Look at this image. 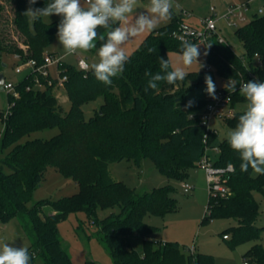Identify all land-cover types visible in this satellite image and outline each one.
Wrapping results in <instances>:
<instances>
[{"label":"trees","instance_id":"1","mask_svg":"<svg viewBox=\"0 0 264 264\" xmlns=\"http://www.w3.org/2000/svg\"><path fill=\"white\" fill-rule=\"evenodd\" d=\"M12 1L14 27L26 48L17 41H7L0 32V54L7 51L19 54L22 61L35 59L39 63L46 53L55 55L47 49L56 36L60 20L45 22L41 18L30 24L23 16L30 6L28 0ZM47 2L37 0L31 7H43ZM3 9L0 0V23ZM182 22L183 14L173 11L166 25L150 32L140 46L128 54L129 62L124 71L112 79L111 85L98 81L90 67L84 70L62 60L60 76L67 77L62 86L70 101L66 113L53 91L58 85L57 78L52 84L44 80L45 86L36 88L35 72L31 71L15 84L19 96L8 92L9 108L1 112L4 120L1 150L7 152L0 159V220L6 221L12 216L26 218L22 225L32 240L28 247L32 256L30 264H34L37 254L43 255L46 264H73L62 245L57 225L71 212L80 210L100 224L114 264H218L212 254L196 251L195 246L194 251L186 255L183 248L187 245L154 239L158 227L147 223L145 216L165 215L177 208L170 184L138 193L124 181L115 180L109 170L112 161L127 158L139 166L143 159L151 158L168 178L183 179L189 168L208 154V147L216 146L217 136L216 130L207 129L200 120L208 95L205 92L201 99H190L188 92L204 85L205 75L210 71L219 75L225 84L230 78L237 82L242 77L252 81L248 76V69H252L260 82H264V14L255 13L248 23L234 28V35L243 46L241 55L230 43L220 42L218 36L213 35L205 42L211 70L189 72L183 82L174 86L160 82L157 89L146 93L149 77L145 72L155 74L160 71L159 57L169 60L170 51H180L181 41L173 38L172 32ZM191 42L197 44L198 40ZM100 43L97 42V46ZM149 48L155 51L149 53ZM256 54L262 62L260 66L256 64ZM28 85H31L30 90L26 89ZM99 97L103 102L86 118L84 104ZM232 97V106L246 102L238 91L232 93ZM188 101H193L191 107H185ZM245 109H235L233 116L224 118L225 122L235 127ZM53 127L59 132L50 138L23 141L34 131ZM217 148L219 153L214 164L234 165V170L223 180L230 193L213 196L209 192L203 221L235 218L237 225L223 232L232 247L258 240L264 226L256 225L260 212L254 192L264 193V175L254 174L251 169L241 172L239 154L231 149L227 138L220 141ZM49 166L72 177L78 191L57 200L41 199L28 207ZM45 206H50L52 211L42 215ZM99 208L119 210L98 219ZM136 239L140 242L139 248ZM244 258L250 264H264V244L255 242ZM85 264L96 263L88 259Z\"/></svg>","mask_w":264,"mask_h":264},{"label":"rangeland","instance_id":"2","mask_svg":"<svg viewBox=\"0 0 264 264\" xmlns=\"http://www.w3.org/2000/svg\"><path fill=\"white\" fill-rule=\"evenodd\" d=\"M248 0H174L175 5L173 11L177 14H183V20L200 30L204 29L203 18L211 14V7L214 6L216 12L221 14L230 4L244 3ZM13 1L2 0L4 7L2 11V19L0 23V32L7 41H17L20 44L22 39L19 32L14 27L13 19ZM140 5L137 12L146 10L149 0H138ZM264 5V0H257L252 5L253 10ZM34 8V7H33ZM248 15L246 24L251 20ZM45 22L61 20V17L52 15L49 18H43ZM169 22L162 21L160 26ZM32 24V23H30ZM158 27V28H159ZM150 32H145L133 38L124 45L126 54L135 51ZM217 33L223 36L225 40L231 44L233 50L237 54L243 53L241 42L234 35V27L229 25L228 21L221 19L217 23ZM200 49L199 62L204 66L199 69V65L193 64L186 71L194 72L206 70L207 55L205 42L198 41ZM22 46L26 48V45ZM100 46V45H99ZM97 49L88 52L78 51L73 55H66L62 46L55 36L53 42L48 47V52H55L56 56H61L66 62L79 66V58H85L91 65L98 61ZM179 52L172 50L169 52V60L173 68L182 66ZM17 66L22 67L21 72H17ZM50 72L54 77L58 76L56 66H51ZM199 69V70H198ZM32 68L23 64V61L11 52H3L0 54V75L5 77V83L12 82L17 84L24 79ZM213 78L216 90L224 85L223 79L215 72H208ZM256 80V77H254ZM206 85L193 88L187 94L190 99H201L205 95ZM54 94L59 99L64 109V113L70 109V101L67 98L65 88L58 84L53 88ZM66 98V99H65ZM103 102V98L89 101L84 104L85 117L89 118L94 113V109L99 107ZM9 108L8 91L0 84V159L3 158L7 150H1V138L4 130V120L1 112H5ZM234 109L242 110L246 108V102H238L233 105ZM213 130L217 131L214 141L215 147H208L207 153L212 161L218 157L219 150L217 144L227 138V133L234 126L228 125L224 119H214L212 123ZM57 127L46 128L32 132L29 136H25L23 141L29 138H50L57 134ZM8 170V169H6ZM111 176L115 180H121L134 188L138 193L150 191L154 187H160L170 184L173 187L172 196L177 199V208L174 211L167 212L165 215L147 214L145 221L151 225L158 227L154 233L155 240L161 241H178L181 245H187L183 248L184 253H190V247L196 248V251L210 253L214 256L218 264H244L245 252L255 243L264 244V230L260 239L242 242L234 247L229 244L228 240L223 237V232L228 228L237 225L235 218L216 217L203 221L207 204L209 200V184L206 171L200 165L189 168L186 177L183 179H170L164 175L151 158L143 159L141 165H136L132 159L124 158L118 161H112L109 164ZM255 174V173H254ZM193 186L190 190H185V184ZM78 191V185L70 176L61 174L55 167L49 166L45 172L42 182L35 188L32 199L28 202V207H32L41 199L57 200L63 196L71 195ZM259 203V218L256 221L257 226H264V193L261 191L254 192ZM219 196V193L216 195ZM118 208H99L97 210V218L103 219L111 212H117ZM52 211L50 206L43 208L42 215L49 214ZM26 222V218L12 216L6 221L0 220V244L4 242L12 243L14 247H29L31 245L30 235L25 230L22 223ZM58 233L62 241L63 247L70 255L73 264H85L86 260L91 259L96 264H114V259L110 253L107 244L103 240V233L99 223L88 216L83 211L71 212L68 216L60 221L57 225ZM230 237H231V233ZM136 246L140 247V242L136 239ZM34 264H46L45 258L41 254L35 256Z\"/></svg>","mask_w":264,"mask_h":264},{"label":"clouds","instance_id":"3","mask_svg":"<svg viewBox=\"0 0 264 264\" xmlns=\"http://www.w3.org/2000/svg\"><path fill=\"white\" fill-rule=\"evenodd\" d=\"M28 3L30 6L23 16L29 23L52 15L61 17L56 37L66 55L97 49V42H101L97 50L98 61L86 67H90L94 77L106 86L112 84V79L124 71L130 60L124 45L142 33L156 30L162 21L172 18L174 7H179L174 0H149L146 10L140 12H137L138 0H48L45 6L38 8L31 7L37 0H28ZM100 29L104 32L101 33ZM154 51L148 49L149 53ZM200 55L199 45L181 41L179 57L182 66L171 68L168 59L159 57L160 71L155 74L145 72L149 79L144 91L157 89L160 82L172 86L183 82L189 75L187 68L193 64L199 65V69L204 66L199 62ZM205 85L206 94L217 99L211 75H205ZM223 87L229 94L238 91L246 101L245 111L227 133L228 144L239 154L240 171L251 169L255 174L264 175V82H237L230 78ZM192 104L193 101H188L185 107ZM232 170L234 165L231 163L218 169L220 172ZM31 259L27 247H14L8 242L0 244V264H30Z\"/></svg>","mask_w":264,"mask_h":264},{"label":"built area","instance_id":"4","mask_svg":"<svg viewBox=\"0 0 264 264\" xmlns=\"http://www.w3.org/2000/svg\"><path fill=\"white\" fill-rule=\"evenodd\" d=\"M257 0H248L244 3H235L230 4L223 13L219 14L216 12L214 6H212L211 14L203 18V25L204 29L200 30L197 27L187 23L182 22L178 25V27L172 32L173 38L183 41H194V40H203L207 42L208 38L212 37L213 35H217L220 42H226L223 36H219L217 33V23L221 19H225L228 21L229 25L233 26L234 28L243 25V23L247 20L248 15L253 16L255 13L257 14H264V5L259 6L253 10L252 5ZM252 18V17H251ZM17 57L20 58L19 54H16ZM256 64L257 66L262 65L259 56L256 54ZM61 56L51 55L46 53L44 55L43 61L39 63L35 59H28L23 61V64L27 67L32 68V72H35L34 76V85L36 88H43L45 86L44 80L48 84H52L53 79H58V84L62 85V82L67 78L65 75L60 76V64L62 62ZM246 64V63H245ZM90 64L85 58H79V67L81 69L87 70L89 69ZM56 66L58 71V76L54 77L50 72V67ZM247 66V65H246ZM212 66L207 65L206 70H211ZM17 72L22 71V67L17 66ZM248 76L250 79L259 80L257 73L252 70L248 69ZM229 80V79H228ZM227 80V81H228ZM248 81L244 77L241 78L240 82ZM3 88L6 89L8 92L12 93L14 96H19V91L16 89L15 84L12 82L5 83ZM27 90L31 89V85L26 87ZM217 99H212L208 96V101L205 108L200 113V120L201 123L206 126L207 129H212V123L214 119H224L225 117H230L234 115L235 109L232 106V93L229 94L226 90L218 88L216 90ZM201 167H203L207 174L208 184H209V192L212 193L213 196H216L218 193L221 196H224L230 193L229 188L223 183L225 176L232 172V171H224L220 172L218 169L226 168V166H218L215 165L214 162L211 160L208 154H205L197 163ZM190 184H185V190L188 191L192 188ZM224 237H228L225 235ZM191 252L194 251V247H191ZM244 264H250L248 260L244 261Z\"/></svg>","mask_w":264,"mask_h":264},{"label":"water","instance_id":"5","mask_svg":"<svg viewBox=\"0 0 264 264\" xmlns=\"http://www.w3.org/2000/svg\"><path fill=\"white\" fill-rule=\"evenodd\" d=\"M5 77L3 74L0 75V84L4 85Z\"/></svg>","mask_w":264,"mask_h":264},{"label":"crops","instance_id":"6","mask_svg":"<svg viewBox=\"0 0 264 264\" xmlns=\"http://www.w3.org/2000/svg\"><path fill=\"white\" fill-rule=\"evenodd\" d=\"M68 98V97H67ZM66 99V98H65ZM163 242H165V241H163Z\"/></svg>","mask_w":264,"mask_h":264}]
</instances>
